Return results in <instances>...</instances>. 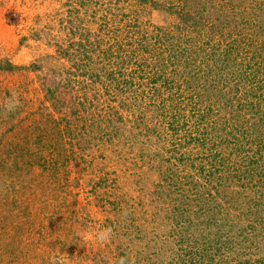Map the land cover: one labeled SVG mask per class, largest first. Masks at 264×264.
<instances>
[{
    "label": "rangeland",
    "instance_id": "374dc122",
    "mask_svg": "<svg viewBox=\"0 0 264 264\" xmlns=\"http://www.w3.org/2000/svg\"><path fill=\"white\" fill-rule=\"evenodd\" d=\"M0 264H264V0H0Z\"/></svg>",
    "mask_w": 264,
    "mask_h": 264
},
{
    "label": "clouds",
    "instance_id": "9594fccd",
    "mask_svg": "<svg viewBox=\"0 0 264 264\" xmlns=\"http://www.w3.org/2000/svg\"><path fill=\"white\" fill-rule=\"evenodd\" d=\"M109 234H110V230L108 232L97 233L95 234V239L101 242L106 241L109 238Z\"/></svg>",
    "mask_w": 264,
    "mask_h": 264
},
{
    "label": "trees",
    "instance_id": "16d2710c",
    "mask_svg": "<svg viewBox=\"0 0 264 264\" xmlns=\"http://www.w3.org/2000/svg\"><path fill=\"white\" fill-rule=\"evenodd\" d=\"M226 94H227V93H223V92H221V93L219 94V95H220L219 98H221V97H223V98H227ZM209 104H211V103H209Z\"/></svg>",
    "mask_w": 264,
    "mask_h": 264
}]
</instances>
